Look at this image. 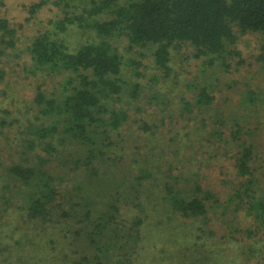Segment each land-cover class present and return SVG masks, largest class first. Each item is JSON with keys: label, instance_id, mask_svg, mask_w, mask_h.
Here are the masks:
<instances>
[{"label": "rangeland", "instance_id": "374dc122", "mask_svg": "<svg viewBox=\"0 0 264 264\" xmlns=\"http://www.w3.org/2000/svg\"><path fill=\"white\" fill-rule=\"evenodd\" d=\"M56 1L46 0L33 12L40 0H0V18L16 30L14 36L0 31V39L15 41L13 46L0 42V264H73L85 255L95 264L130 258L129 264H264V225L245 203L239 206L240 199L232 201L242 180L236 155L245 143L254 146L253 169L264 196L263 34L236 28V41L218 57L198 56L192 44L178 42L166 71L156 64L154 47L132 46L123 32H115L112 43L123 56L125 87L110 108L127 112V122L119 130L92 127L94 144L65 135L64 122L57 134L42 138L30 128L58 121L41 117L35 101L38 89L63 99L76 88L67 81L77 79V73L39 68L30 45L50 31L76 51L100 40L91 22L108 17L85 14L87 0ZM81 14L85 19L78 22ZM66 17L76 22L57 31L52 21ZM202 91L213 98L209 104L198 100ZM93 148L97 156L91 158ZM16 164L45 170L55 178L60 193L52 222L30 219V185L12 174ZM144 174L152 176L142 179ZM103 177L115 178L124 189L139 190V198L134 189L117 195L123 230L132 226L135 211L141 213L140 202L145 208L136 253L129 250L134 245H125V238L121 246H111L113 232L106 231L95 237L96 245L105 248L96 258L90 241L96 220L116 196L112 191L109 201L101 197ZM168 186L187 198H206V217L166 211ZM92 200L103 206L94 205L101 210L93 209L94 221L86 216L92 206H84Z\"/></svg>", "mask_w": 264, "mask_h": 264}, {"label": "trees", "instance_id": "16d2710c", "mask_svg": "<svg viewBox=\"0 0 264 264\" xmlns=\"http://www.w3.org/2000/svg\"><path fill=\"white\" fill-rule=\"evenodd\" d=\"M64 1L68 4L71 0L56 2L62 4ZM45 3L46 0H40L32 7V11L36 12ZM84 12L92 19L95 16H108L95 18L91 22L99 41L83 44L76 51H71L62 39L56 38V32L45 31L36 36L29 47L32 58L39 68L54 72L68 70L77 73V79L67 81L69 84H76V88L63 99L46 94L42 88L38 89L35 101L40 108L41 117L51 116L58 121L44 126L33 125V129L30 128L42 138L57 134L60 130L59 123L64 122L62 124L65 127L62 132L65 135L81 143L94 144L92 127L98 125L97 128L105 127L108 131L119 130L127 122L129 117L127 112L110 108V102L115 100V97H119L125 87L122 78L123 56L112 43L115 32H123L132 46L154 47L156 64L166 71L169 70L171 49L178 42L192 44L198 56L203 54L218 57L226 51L228 43L232 44L236 41V28L241 33L260 32L264 38V0H134L126 4H121L119 0H87ZM76 19L82 22L85 15L81 14ZM74 22H76L75 18L71 17L52 21L57 31H65L67 26ZM0 31L3 35L14 36L16 33L10 21L5 18H0ZM0 42L10 46L15 45L13 39L7 40L3 36ZM262 46L264 49V42ZM3 77L4 72L0 70V78ZM212 99L206 91H202L198 96V100L203 104H209ZM234 135L236 139L239 138L238 130ZM240 146L242 148L236 155V169L242 180L235 188L232 201L240 199L239 206L242 207L245 203L248 211H251L258 222L264 225V196L259 193L260 189L257 188L259 180L253 169L254 146L247 143ZM90 154L91 158L97 156L94 148ZM10 171L30 185L28 210L30 219L52 222L53 216L56 215L54 204L60 193L54 183L55 178L45 170L19 164L12 166ZM151 176L144 174L142 179ZM101 180V197L109 201L111 198L107 194L112 191L116 192V196L115 203H109V210L103 212L96 220V231L91 236L94 238L90 239L93 247L96 246L94 248L97 252L96 258L98 254H103L105 248L96 245L98 239L95 237L106 231L113 232L108 240L111 246H121L119 241L125 238V245H134L135 247L129 250L136 253L145 224V218L140 215L144 214L145 208L140 202L137 208L141 206V213L136 214L135 211L132 218L134 220H130L132 226L128 225L123 230L122 218H120L122 208L118 204L117 195L126 189L130 191L134 189L135 198H139V190L133 187L124 189L123 183L115 178L103 177ZM104 183L107 186L105 188H103ZM165 200L170 203L166 208L168 212L203 218L208 213L206 198L184 197L172 186L167 187ZM94 203L95 201L92 200L84 204L86 209L92 206L86 212V216L90 219L94 210L101 211L94 208L96 205L103 207L100 202ZM69 214L66 212L65 216H71ZM73 215L75 216L76 213ZM126 232L128 236H125ZM209 233L214 232L209 231ZM88 236L90 237V234ZM132 252L128 254L132 255ZM88 257V255L81 256L73 264H95ZM131 261V258L126 261L120 260L117 264H129Z\"/></svg>", "mask_w": 264, "mask_h": 264}]
</instances>
